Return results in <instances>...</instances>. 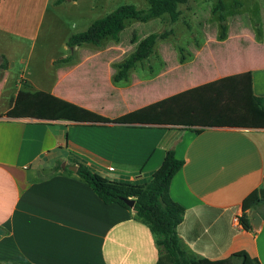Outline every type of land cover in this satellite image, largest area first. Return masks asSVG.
<instances>
[{"label":"crops","instance_id":"1","mask_svg":"<svg viewBox=\"0 0 264 264\" xmlns=\"http://www.w3.org/2000/svg\"><path fill=\"white\" fill-rule=\"evenodd\" d=\"M1 59L0 264H156L155 238L133 208L105 205L65 169L83 164L109 180L145 184L168 150L184 162L169 194L185 209L178 235L187 257L246 251L264 264V203L247 211L253 230L239 221L249 195L264 198V111L254 100L264 97V62L224 71L213 62L206 76L177 75L181 85L111 115L91 108L87 118L26 110L33 94L14 104L23 85L7 94L10 63Z\"/></svg>","mask_w":264,"mask_h":264},{"label":"rangeland","instance_id":"2","mask_svg":"<svg viewBox=\"0 0 264 264\" xmlns=\"http://www.w3.org/2000/svg\"><path fill=\"white\" fill-rule=\"evenodd\" d=\"M4 2L0 56L10 63L7 94L23 85L21 90L34 95L24 104L26 110L51 117L88 118L91 108L111 115L125 102L136 105L158 95L163 85H181L177 75L206 76L212 67L224 71L264 62V0H188L179 6L176 22L168 14L146 23L131 20L117 38L74 48L67 45L72 35L85 32L120 6L147 9V0ZM153 33L159 39L150 57L130 72L128 80L116 82L120 64ZM158 77L162 79L153 86H143ZM144 111L134 114L142 117Z\"/></svg>","mask_w":264,"mask_h":264},{"label":"trees","instance_id":"3","mask_svg":"<svg viewBox=\"0 0 264 264\" xmlns=\"http://www.w3.org/2000/svg\"><path fill=\"white\" fill-rule=\"evenodd\" d=\"M75 2L78 0H67ZM188 0H147L149 7L139 9L135 5H123L107 16L94 21L90 27L81 33L72 35L67 45L69 48L80 47L84 44L100 45L109 37L117 38L122 33L127 22L131 20L149 22L150 20L168 14L173 22L179 18V6ZM165 38V37H163ZM159 39L157 34H150L137 46L135 52L119 66L114 80L120 82L128 80L130 72L139 64L147 60L153 53ZM69 59L64 62H68ZM0 69H6V63L1 59ZM32 93L18 91L14 104L19 105L30 98ZM258 107L264 111V97L254 96ZM200 133L201 129L193 130ZM184 162L177 159L173 150L164 153L163 159L155 168L152 178L145 184H134L109 180L91 171L87 166L79 164L77 175L95 192L105 205L118 204L128 210L131 209L124 200L134 199L132 207L139 221L145 224L155 238L159 249V259L156 264H261L246 251H239L221 260L191 259L183 250L178 235V227L184 219L185 209L172 200L169 190L173 177L182 168ZM73 174L69 168L65 169ZM264 203L261 193L254 191L243 201L244 214L239 221L242 227L253 230L247 211L255 209ZM1 264H31L29 262H6Z\"/></svg>","mask_w":264,"mask_h":264},{"label":"water","instance_id":"4","mask_svg":"<svg viewBox=\"0 0 264 264\" xmlns=\"http://www.w3.org/2000/svg\"><path fill=\"white\" fill-rule=\"evenodd\" d=\"M69 169L71 171H74V172L77 171V167L76 166H71V167H69ZM124 201L129 207H133L134 204H135V200L134 199H127V200H124ZM260 222H261V217L259 216V214L257 212H253V214H252V224H253V226L254 227H258ZM5 233H6V231L2 227H0V238Z\"/></svg>","mask_w":264,"mask_h":264},{"label":"built area","instance_id":"5","mask_svg":"<svg viewBox=\"0 0 264 264\" xmlns=\"http://www.w3.org/2000/svg\"><path fill=\"white\" fill-rule=\"evenodd\" d=\"M109 170H110V171H113V170H114V168H113V167H110V168H109Z\"/></svg>","mask_w":264,"mask_h":264}]
</instances>
